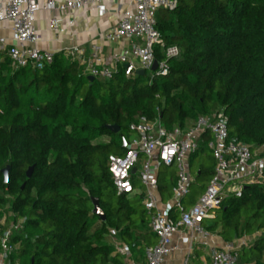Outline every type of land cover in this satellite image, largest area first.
<instances>
[{"label": "trees", "instance_id": "trees-1", "mask_svg": "<svg viewBox=\"0 0 264 264\" xmlns=\"http://www.w3.org/2000/svg\"><path fill=\"white\" fill-rule=\"evenodd\" d=\"M157 29L166 47L181 50L166 61L167 76L127 77L119 67L112 79L90 81L61 52L43 70L0 56V223L6 208L12 214L2 232L23 221L11 238V264H128L114 241L129 247L132 261L144 260L156 244L148 213L141 197L118 195L109 171L139 116L171 130L224 111L230 138L264 157V0H180L174 11H158ZM155 52L165 61L162 48ZM215 166L200 165L201 191ZM175 184L174 173L161 172L164 200ZM93 198L105 222L93 214ZM207 228L226 244L253 237L238 250L240 260L264 264V236H256L264 231V182L226 201Z\"/></svg>", "mask_w": 264, "mask_h": 264}, {"label": "built area", "instance_id": "built-area-1", "mask_svg": "<svg viewBox=\"0 0 264 264\" xmlns=\"http://www.w3.org/2000/svg\"><path fill=\"white\" fill-rule=\"evenodd\" d=\"M110 0H0V56L7 55L16 68L31 67L43 70L53 63L56 53L40 49L41 34L36 28L39 11L60 12L67 15L86 8L103 14L104 2ZM180 0H121L128 7L119 14L117 25L102 41L119 44V51L105 63L103 42L92 46L87 56L80 47L63 53L71 62L85 68L88 76L112 79L121 67L125 75L144 70L157 76H167V60L181 56L179 47H166L157 29L160 9L174 11ZM74 20L70 25H74ZM51 31L59 30L58 20L49 19ZM10 31L9 38L4 32ZM164 50L165 61L158 62L156 48ZM158 68L153 71L155 62ZM228 118L224 111L212 116H201L184 127L167 130L159 118L150 120L139 116L131 126L133 138L127 142L126 153L109 158V171L118 195L139 196L147 211L149 227L156 244L146 247L144 260L132 261L127 245L114 241L117 253L125 256L128 264H166L178 253L181 264H192L196 252H202V264H238V250L234 244L219 246L216 234L208 230L224 203L241 198L251 186L264 182V157L253 152L250 146L231 139ZM205 147L215 160V172L207 188L197 200L190 198L195 178L191 174L193 155ZM165 168L175 170L176 184L171 197L164 200L160 194L159 179ZM133 170L135 172L133 173ZM6 216L0 223L2 251L0 264H11L13 247L11 238L23 221L12 222L2 232ZM115 235V232H112ZM180 238L176 241V236ZM15 264H20L16 262Z\"/></svg>", "mask_w": 264, "mask_h": 264}, {"label": "crops", "instance_id": "crops-1", "mask_svg": "<svg viewBox=\"0 0 264 264\" xmlns=\"http://www.w3.org/2000/svg\"><path fill=\"white\" fill-rule=\"evenodd\" d=\"M103 6L106 8L103 14L91 8H86L82 11L69 13L67 15L61 14L58 11H39L36 18V28L41 34V41L37 46L42 50L55 53H64L71 48L80 47L88 56L93 45L103 42L105 63H110L111 55L115 51L120 52L119 44L104 42L102 39L117 25L120 12L125 10L128 5L126 3H121V0H110V2H104ZM51 17H55L58 20V28L59 30L63 29V33L50 30L49 19ZM71 20L75 22L73 26L70 25ZM4 33L9 38L12 37L10 31ZM179 238L180 236L177 235L175 240L177 241ZM214 240L219 246H224L226 244L219 235H216ZM235 244H237L238 247H241L243 244L245 246V241ZM200 254L201 258H204L203 253L200 252ZM181 261L182 254L178 253L173 258L168 259L166 264H181Z\"/></svg>", "mask_w": 264, "mask_h": 264}, {"label": "rangeland", "instance_id": "rangeland-1", "mask_svg": "<svg viewBox=\"0 0 264 264\" xmlns=\"http://www.w3.org/2000/svg\"><path fill=\"white\" fill-rule=\"evenodd\" d=\"M133 137L134 136L131 133L130 140H132ZM199 155L200 156H198L197 159H195L192 162V168H191V174L195 178V183H194V186L192 185V188H191L192 194L190 195V198L193 199L194 196H196V198H194L195 200L196 199L198 200L200 198V196L203 194V191H204V190L201 191L200 189L197 188V185L202 186L204 184L201 180H198V182H197V179H196L200 165L203 164V163H207L209 161H213L215 163V160L213 159V157L210 154V152H208V150L205 149V152L200 151ZM163 170L165 172H168V173H174V175H175V170L174 169L165 168ZM4 215L5 216H11L12 215L11 212H10V208L9 207L4 210ZM209 223H211V221ZM256 236H264V231L259 232ZM253 240H254L253 237H244L243 240H241V242L239 241V243H242L243 241H245V246H247V245L249 246L250 244H252L254 242ZM235 246L237 247V244H235ZM243 246H244V244L241 245V248ZM256 254L257 253H255V255ZM194 256L195 257L192 258V264H198V263L202 264L201 254L199 252H196L194 254ZM238 264H245L243 262V260L242 261L240 260L239 253H238Z\"/></svg>", "mask_w": 264, "mask_h": 264}, {"label": "water", "instance_id": "water-1", "mask_svg": "<svg viewBox=\"0 0 264 264\" xmlns=\"http://www.w3.org/2000/svg\"><path fill=\"white\" fill-rule=\"evenodd\" d=\"M158 68V62L156 61L153 67V71H156ZM146 74V72L144 70H140L138 71V75L144 76ZM88 79L90 81H94L95 78L89 76ZM106 129L114 134H118L120 132V128L118 126H107ZM124 148L127 146V141H124ZM10 167H6L5 169L2 170V173L4 175L5 178V183H8L9 180V172H10ZM35 170V166H32L31 168H29V170L27 171V178L30 179L34 173ZM135 172V170H133V173ZM25 186H23L24 189ZM92 204H93V214L96 215L102 222L106 221V215L101 207L100 201L98 198H93L92 199Z\"/></svg>", "mask_w": 264, "mask_h": 264}]
</instances>
